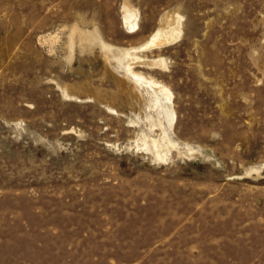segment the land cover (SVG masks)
Returning a JSON list of instances; mask_svg holds the SVG:
<instances>
[{"label":"rangeland","instance_id":"1","mask_svg":"<svg viewBox=\"0 0 264 264\" xmlns=\"http://www.w3.org/2000/svg\"><path fill=\"white\" fill-rule=\"evenodd\" d=\"M0 264H264V0H0Z\"/></svg>","mask_w":264,"mask_h":264},{"label":"bare ground","instance_id":"2","mask_svg":"<svg viewBox=\"0 0 264 264\" xmlns=\"http://www.w3.org/2000/svg\"><path fill=\"white\" fill-rule=\"evenodd\" d=\"M126 11L124 13V23L129 25L132 30L131 32L137 31V13L134 9L129 7L128 5H125ZM170 23L165 26H160L158 29H156L149 38L141 45L136 47V50L138 49H160L168 44H170L174 39L179 35L180 32V26L179 24H173L171 21ZM124 24V25H125ZM75 28V27H74ZM75 32L74 30L70 35V45L73 52V47L75 44ZM81 41H88L92 42L95 38H99L102 43V48L105 50V54L108 59H116L117 64L119 67H122V70H124V75L127 76L131 81H134L136 83V86H139L140 88L148 89L154 91L156 95V104H157V110L159 112V115H163L166 118H168L169 122H173L174 120V113L170 110L168 105L163 102H169L172 99V91L171 88L166 85L161 80L155 78L154 76H148L144 72H141L137 70L135 67L137 65H143L152 69L155 68H162V70H165V58L158 56L154 58H148L146 56L141 57L138 54L132 52L133 48L127 49V48H117L111 44L106 43L102 38H100L99 35L92 34H86L82 33L80 35ZM135 50V49H134ZM118 67V66H117ZM121 70V69H120ZM69 95V93L67 92ZM170 144V146H174L175 143L170 138L169 134L165 132L163 136V141L153 139V146L156 150V153L158 155H161L162 153V147H166Z\"/></svg>","mask_w":264,"mask_h":264}]
</instances>
